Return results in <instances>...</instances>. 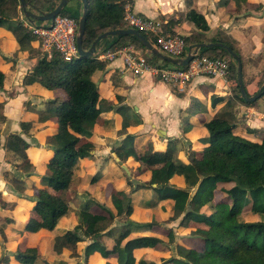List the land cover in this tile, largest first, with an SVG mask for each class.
<instances>
[{
	"label": "trees",
	"instance_id": "obj_1",
	"mask_svg": "<svg viewBox=\"0 0 264 264\" xmlns=\"http://www.w3.org/2000/svg\"><path fill=\"white\" fill-rule=\"evenodd\" d=\"M25 1L30 3L37 12H43V6L40 5L39 0ZM129 1L87 0L83 49H89L94 40L106 31L127 28L123 22V15L124 6ZM229 1L231 0H220V3L225 5ZM232 1L244 3L246 0ZM46 2L49 3L47 11L50 12L60 0H46ZM18 4V0H0V28L10 32L19 51L27 52L29 58L35 60L31 72L24 77V85L38 83L46 90H59L65 94L63 101L58 98L50 100L46 102L44 110L37 112L39 121L55 118L58 132L56 136L48 137L46 140V143L50 145L52 157L46 167V174L41 177L42 188L36 190L37 194L29 209L28 219L22 226V231L36 233L40 230L52 231L58 219L67 214L68 202L61 192L67 190L72 182L73 168L78 159L87 157L93 150V145L89 143L79 144L82 138L91 136L99 115L104 110H115L120 113L123 121L119 134L125 133L130 121L122 108H113L110 103L100 99L97 86L84 80L96 70H101L104 64L95 58L79 59L71 63L64 62L57 55L51 60L43 58L38 52L39 49L31 46L35 37L17 16ZM60 14L78 23L82 15L81 0H69ZM184 19L191 22L198 30L189 37H183L185 45L190 47L205 43L203 33L208 31L209 26L204 16L189 10ZM164 30V34H176L170 30ZM140 33L153 44L152 35ZM102 42L105 49L111 51L130 45L139 50H146L134 36H110ZM208 43L226 45L240 57L236 48L223 39L219 32ZM199 54L212 59L223 57L229 59H226L228 61L227 79L233 81L235 85L233 97L227 98L223 106L205 123L208 137L203 140L207 143L203 151L199 153L191 151L188 155V164L176 158L175 142L177 140L169 139L163 151L155 150L148 144L143 153L138 154L131 144L125 143L117 147L114 152L121 160L131 157L139 162L142 167L150 171L153 181L167 182L169 171L173 168L178 174L185 175L190 184L196 187L191 197L188 192L167 184L152 188L162 199H181L187 202L188 210L182 222L195 224L196 228L191 235L199 238L200 246L197 249L176 246L177 256L182 262L186 264H264V221L240 219L242 213L264 214V140L256 143L236 134L239 122L235 113L236 103L252 105L253 102H246L241 97L237 85V62L225 49L201 48ZM149 55L148 61L153 66L159 68L174 66L157 59L150 53ZM4 78V73L0 71V90L4 87ZM262 86L263 84L259 83V89ZM215 102L216 98L212 96L211 104L215 105ZM136 122H139L138 118ZM20 126L27 131L30 123L23 122ZM5 147L13 155L23 158V163L16 165V169H22L26 173L33 171L34 167L25 153L29 145L24 139L17 134L9 135L6 138ZM218 182L231 186L219 188L223 199L213 202L212 188L215 189ZM133 186L131 191L118 192L114 196L115 200L120 199L124 204L123 210L116 215L124 216V227H126L122 233L124 237H128L133 229L149 228L156 224L154 222L138 223L129 218L133 211L131 194L145 187L142 184ZM0 206L12 208L14 203L0 201ZM106 212L107 215L92 214L88 209H83L80 224L53 239V251L61 253L66 249L70 251L72 257H78L77 245L89 239L91 243L85 248V257L97 252L104 258L112 254L116 255L117 264H178L172 257L163 259L160 263L141 259L136 261L133 255L134 249L143 246L159 247L162 241L157 237L129 239L123 245L114 244L111 250H108L103 244L102 237L111 234L109 228L115 217L110 211ZM2 221L9 223L12 219L4 218ZM2 238H4L3 234ZM38 257L37 249L31 247L17 250L14 258L20 264H33ZM0 264H8V259L4 257L0 260Z\"/></svg>",
	"mask_w": 264,
	"mask_h": 264
},
{
	"label": "crops",
	"instance_id": "obj_2",
	"mask_svg": "<svg viewBox=\"0 0 264 264\" xmlns=\"http://www.w3.org/2000/svg\"><path fill=\"white\" fill-rule=\"evenodd\" d=\"M250 5H257L258 7H251ZM126 7H128L134 14L153 22L156 27L163 32L165 31L164 29H167L182 37H189L198 31L191 22L184 19L185 14L189 10L196 11L204 16L209 26L208 31L203 33L205 43H208V41L214 38L219 32L222 38L232 44L238 51L242 64L243 83L247 94L250 96L256 94L259 90V83L264 82V0H246L244 3L242 1L235 2L231 0L225 5L221 4L220 0H130L125 4L124 9ZM0 33H3L0 34V55H5L4 51L6 50V47L12 44L16 46L15 49L20 53V58H23L20 60V66L17 67V65H15L13 68V65H10L8 68V70L17 75L20 73L19 78L20 84L23 85V94L16 95L14 98L7 97L6 94H8L7 92L9 89L5 78L4 87L0 90V104H2V107H0V127L2 128L0 129H5V127L9 129V131L5 133L3 130L2 132L0 131V155H2L1 157L7 156L5 159L6 161L8 155H13L10 151H7L5 142L7 136L17 134L28 143L29 147L25 153L34 167L33 171H30L29 173H26L22 169H16V165L22 164L24 161L23 158L20 157V163L14 164V171H16L17 176H19L20 184L18 185L16 181H8L14 187L20 186L19 196L11 195L12 197L6 200L0 199V201L3 202L14 203L12 208H2L0 206V240L5 247L11 242L16 243L15 250L11 253L4 254L0 260L6 257L8 259V264H20L14 258L17 250L34 247L37 249L39 257L33 264L37 263V261H42V263L47 264V259L51 262H54L55 259H60L66 264H117V256L113 254L104 258L99 253L94 252L88 257H85V248L91 243V240L89 239H86L77 245V250L79 252L78 257H72L70 251L66 249L61 253L53 251V239L56 236L63 235L67 231L73 230L74 224L65 220L68 218L67 215L69 211L66 215L58 219L57 225L52 231L40 230L36 233L22 231V226L28 219L29 209L33 205V201L36 197V190L42 188L41 177L46 174V167L52 157V151L49 144L46 143V140L48 137L53 138L58 132V125L55 118H50L46 121H39L37 112L44 110L46 102L50 100L58 98L60 101H63L65 99V94L59 90H46L38 83L24 85V77L27 73L31 72L35 60L30 59L27 52H21L18 50V45L10 32L4 28H0ZM102 41L97 44L92 58L99 60L104 64V67L101 70H96L90 77H87L85 81L97 86L100 99L110 103L113 108H122L123 113L127 115L130 124L126 127L124 134H119V131L122 128L123 116L115 110H104L96 120L91 136L88 137V139L82 138L87 139L88 141L85 143L93 145L94 150H92V153L90 152V155L87 157L78 159L76 165L79 161L83 162L84 160H89V166H83V169H85L84 172H86V175L91 177L92 180H94L93 177L95 172H97L100 165H102L103 159L102 157L101 159L98 158L96 154L108 155L113 153L115 156L113 160L116 162L130 163L142 167L139 162H136L131 157L126 160H121L117 157L114 150L126 143L131 144L138 154L143 153L144 148L148 144L152 145L155 150L163 151L165 150L169 139L177 140L175 142L176 158L180 162L188 164V155L191 151L199 153L207 146V143L203 141L208 137L205 123H207L223 106L227 98L233 97L235 89L233 81L228 79L225 81L219 77L198 76L186 85H171L162 82L161 80L158 81V79H155L156 76L149 72H145L140 76H135L131 70L124 67L121 55H118L114 60L102 61L98 59V54L101 52L111 51L105 49ZM32 45L38 48L37 42L33 41L31 43V46ZM193 47L194 45L187 49L191 51L194 49ZM128 48L136 49L131 45L123 49ZM136 51L140 53L139 49H136ZM146 51L147 50H145V52ZM7 58L6 61L11 59V57ZM6 61L0 56V71L4 73V77L7 70L4 64L8 63V61ZM172 67L174 66L163 68ZM31 89L36 90L31 91ZM18 91H20L19 88ZM26 91H31L34 94L33 98L40 101V105H43L44 108L39 109L36 107L33 108L32 111H27L22 105L19 108L17 104L14 105L13 103L15 101H24V97L27 96ZM14 95L15 94H13V96ZM212 96L216 98L215 105L211 104ZM131 103L134 104L131 105ZM12 105H14L15 108ZM235 113L236 118L239 121L236 134L252 142L261 143L264 140V94L254 101L252 105H244L237 102ZM137 118L139 119V122H136ZM108 119H112L114 124H120V127L116 129V132L111 136L119 138V141L111 150L112 153H110L109 150L105 149L102 151L99 148L102 141L105 142L107 138V134L103 133L105 127L102 128V126L106 124ZM16 120L20 121V124L23 122H29L30 128L27 131H24L19 123L17 126L13 125ZM9 122L13 123L10 128L7 125ZM16 127L17 129H20L14 131ZM34 127L39 128L34 131V134H32L31 131ZM29 137L33 138L34 144L27 139ZM42 144L48 146L44 148ZM138 147L140 148L138 149ZM108 162V166L112 167L114 162ZM76 165L73 168L74 178L76 176ZM142 168L143 170L148 171L149 177L151 178L150 171L144 167ZM10 169L12 168L10 167ZM172 170L174 169L172 168ZM106 172L105 170L102 172V177ZM27 182L30 183L29 186ZM222 186L230 187L231 185L218 182L213 192V202L223 199V195L219 191V188ZM173 187L180 189L176 186ZM104 188L106 190L102 191L101 188L96 196V201L104 204H107L108 202L112 203L111 198H113L112 196L116 193L127 191V189H120L115 192V189L110 185L108 186V184ZM195 190L196 187L194 188L193 193L189 195L190 197L194 194ZM93 191L95 193V189ZM65 193H67V190L61 192V195L68 202L67 197L64 196ZM136 197L137 193L135 191L131 194L133 211L129 218L138 223L151 222L146 219L147 217L145 214L140 215L136 212ZM113 200L115 199L113 198ZM150 202L151 201L147 203ZM85 208L92 214L107 215V210L103 211L102 209H98L94 204H85L83 209ZM251 213L253 212L242 213L240 217L251 215L252 217L249 218L250 220L244 221L260 220L259 218L257 219L258 215H252ZM4 218L12 219V221L6 223L5 221H2ZM62 219H64V222H62ZM182 219L181 223H183ZM155 223L156 224L153 227L131 230L128 237L130 235L134 236L127 240L137 237H156L148 234L151 231H157L160 229L159 223L156 221ZM124 225L116 224L111 226L109 228L110 232L114 227V231L116 229L122 230L123 233L126 229ZM182 226L189 230L188 234L190 237L177 241L174 244L173 252L175 251V253L176 246H182L189 249H197L200 246L199 238L191 235V232L196 228L195 224H193V222L185 221ZM113 233L111 232L110 235H104L102 241L104 237H106V239H111ZM2 234L4 235V238H2ZM159 239L162 241V244H160L159 247H151V249L147 250L145 246H143L144 248L140 247L134 249L133 255L136 261L141 259L160 263L161 260L171 257L176 260L177 258L181 260L177 255L174 257V255H172V248L164 244L161 238ZM105 242L103 241L105 247H107L108 250H111L114 244L107 245V242ZM80 245H82L81 248H79ZM143 251H147L149 254H144Z\"/></svg>",
	"mask_w": 264,
	"mask_h": 264
},
{
	"label": "rangeland",
	"instance_id": "obj_3",
	"mask_svg": "<svg viewBox=\"0 0 264 264\" xmlns=\"http://www.w3.org/2000/svg\"><path fill=\"white\" fill-rule=\"evenodd\" d=\"M40 5L43 6V12H49L47 11L49 8V3L46 2V0H39ZM31 11H33L34 13H37L36 10H34L33 8H31ZM17 16L18 18L23 21V23L27 26L29 24L28 19H26L21 11L20 8V3L17 6ZM49 22V21H48ZM3 34V33H0ZM33 48L36 49V47L34 45H32ZM16 46L14 45H8L6 47L5 55H0L4 61H6L7 57H11V59H9L8 63H5L4 66L6 67V75H5V79L7 80V84H8V89L9 91L7 92L8 94H6L7 97L9 98H14L16 95H21L23 94L22 91V86L20 84V73L17 75L16 73L11 72L10 70H8L10 65H13V68L15 65L20 66V60L23 58H20V53H18L15 49ZM123 49V48H122ZM136 50V49H134ZM140 53L145 57V58H150L149 52L145 50H139ZM39 52V51H38ZM40 53V52H39ZM41 54V53H40ZM25 57V56H24ZM225 57H223L222 59H224ZM8 59V58H7ZM26 59V58H25ZM227 59V58H225ZM228 60V59H227ZM6 61V62H7ZM12 68V67H11ZM12 68V69H13ZM15 71V70H14ZM28 71V70H27ZM20 72V69H19ZM155 78V77H154ZM86 79V78H85ZM84 79V80H85ZM155 79H158V81H160V79L158 77H156ZM263 82V81H262ZM264 84V82L262 83ZM21 85V86H20ZM18 88L20 91H18ZM36 89H31V91H35ZM31 91H26L27 96L24 97V101L22 100V102L19 101H15L13 104H17L18 108L22 106H24L27 111H32L33 108H44L43 105H40V101H37L36 99L33 98L34 94ZM13 94H15L13 96ZM17 102V103H16ZM41 102L43 103V101L41 100ZM134 102V101H133ZM44 104V103H43ZM134 103H131V105H133ZM136 104V103H135ZM12 105L14 108L15 106ZM130 108V106H129ZM132 108V107H131ZM20 121L16 120L15 123H11L9 122L7 125L9 126V128L11 127V125H19ZM103 133L107 134L106 135V140L105 142L102 141L101 145H99L100 150L104 151L109 150L110 153L112 148L114 147V145L117 144V142L119 141V138H114L111 137L114 132H116V129H118L120 127L119 123L114 124L112 119H108L106 121V124H104L102 126V128H104ZM2 128V127H0ZM39 127H34V129L31 131L32 134H34V131L38 130ZM20 128L14 129V131H18ZM5 133L7 131H9L8 128L5 127V129H0V131ZM13 132V131H11ZM31 141L32 144H34V140L33 138L29 137L27 138ZM88 139V138H87ZM87 139H82V141L80 142L79 145L84 144L85 142H87ZM43 145V144H42ZM44 146V145H43ZM48 146V145H46ZM44 146V148L46 147ZM50 146V145H49ZM140 147H138L139 149ZM94 150V147H93ZM97 151V149H96ZM92 153V152H91ZM90 155V154H89ZM96 154V156H98V158L102 159V165H100V167L98 168L97 172H95L94 175V180H92L91 177H88L86 174V172H84L85 169H83V166H89L88 165V161L84 160L79 161V163L76 165L77 168L75 170V178L73 177V181L72 183L69 185L68 189H67V193H65V197H67L68 199V205H69V212H68V218L65 219L67 221H70L71 224L73 225V229L75 226H77L78 224H80L81 222V211L84 208V205H92L94 204V206H96L98 209H102L107 210L112 212L114 215V222L112 224V226L114 225H119L122 224V226L125 224V219L124 216H116L119 212H121L124 208V204L122 202V200L117 199V201L113 200L114 196L113 195L111 198L112 199V203H99L97 200V195L100 192L101 188L102 191H105L106 189L104 188L105 186H112V188H114L115 192L119 191L120 189L124 190L127 189V191H123V192H129L131 191L132 188H134V184H142L145 187L135 190L137 193V197L135 199L136 201V212H138V214L146 215V219H148L151 222H158L160 225V229L157 231H151L148 234L159 237L163 240L164 244H166L167 246L172 248V252L174 250V244L177 241H180L182 239L185 238H189V230L184 228L182 225L183 223H181V219L183 217V215L185 214V212L188 210V206H187V202L181 199L178 200H174V199H162L159 194H157L156 192L153 191L152 187H158V185L161 184H167V185H173L176 187H179L180 189L186 191L189 193V195H191V193H193L194 191V186H192L189 182V180L186 179L185 175H181L178 174L176 171L174 170H170L169 171V175H168V181L167 182H163L161 180H152L149 177V173L146 170H143L142 167H138L134 164H127V163H122L119 161H114L113 159L115 158L114 154ZM2 155H0V199H8L11 198V195L14 196H19L20 193V186L18 187H14L12 186L8 181L12 180V181H16V183H18V185L20 184V179L19 176H17V172L14 171L15 163H20V157L14 156V155H8V159L7 161L5 160L7 158V156L5 157H1ZM108 161H113V165L108 166L109 162ZM10 167L13 169H10ZM108 168V171H107ZM127 168V170H126ZM105 170V175L102 172H104ZM188 178V177H187ZM92 180V181H91ZM174 183V184H173ZM28 186L30 185L29 182H27ZM101 187V188H100ZM95 189V193L94 190ZM129 190V191H128ZM134 191V192H135ZM214 192V188H212V195ZM94 193V194H93ZM93 194V195H92ZM100 198V197H98ZM213 198V197H212ZM151 201L150 203H147ZM252 215H258L257 219L259 218L260 220L264 221V214L260 215V214H255V213H251ZM249 216V217H248ZM252 217L251 215H245V216H241L240 219L241 220H250L249 218ZM62 222H64V219H62ZM114 227L113 230L111 231L113 233V237H111V239L104 237L103 241L105 242L106 240V244L107 245H111V244H123L124 242H126V240L128 238H132L134 235H130L129 237H124L122 235V230H115L114 231ZM82 245L79 246V248H81ZM16 248V243L11 242L9 243V245L7 247H5L3 245V243L0 240V258H2V256L6 253H11L15 250ZM144 248V247H143ZM145 248L151 249V247L149 246H145ZM3 250V252H2ZM144 254H149L147 251H143ZM171 252V253H172ZM172 255H174V257H176L175 255H177L175 253V251L172 253ZM178 264H186L184 262H182L181 260H179L177 258ZM47 264H66L64 263L62 260L60 259H55L54 262H51L50 260H46ZM35 264H44L42 263V261H37V263ZM79 264V263H78Z\"/></svg>",
	"mask_w": 264,
	"mask_h": 264
},
{
	"label": "built area",
	"instance_id": "obj_4",
	"mask_svg": "<svg viewBox=\"0 0 264 264\" xmlns=\"http://www.w3.org/2000/svg\"><path fill=\"white\" fill-rule=\"evenodd\" d=\"M123 22L127 28L152 35L153 46L171 58L183 59L188 53L194 52V49L191 51L187 49L182 36L164 34L153 22L134 14L128 7L124 9ZM27 27L35 37L43 58L51 60L57 55L66 63L79 60L76 47L78 23L74 19L59 14L46 24L30 21ZM118 55L122 56L124 67L131 70L135 76L149 72L171 85H186L198 76L219 77L227 81L228 61L225 58L212 59L201 56L198 51L193 53V59L186 66L172 68L153 66L148 59L132 48L116 52L104 51L98 54V59L114 60Z\"/></svg>",
	"mask_w": 264,
	"mask_h": 264
},
{
	"label": "water",
	"instance_id": "obj_5",
	"mask_svg": "<svg viewBox=\"0 0 264 264\" xmlns=\"http://www.w3.org/2000/svg\"><path fill=\"white\" fill-rule=\"evenodd\" d=\"M18 1L20 3V8L23 12L24 17L30 21H37V22L52 21L57 15H59L62 12L63 8L69 2V0H60L58 5L52 11L34 13L30 10L31 8H33L30 3L26 2L25 0H18ZM87 3H88L87 0H81L82 15L78 21V30H77V36H76V47H77V53H78L80 60H86V59L92 58L93 54L95 53L97 44L100 41H102V40H104L110 36H118V37L134 36L141 42V44L144 46V48H146V50L152 56L156 57L159 60L168 62L171 65L180 66V67L186 66L193 59V53L200 50L201 48L221 47V48L225 49L231 55V57L234 58L237 62V85L239 87L241 97L246 102H254L262 96V93L264 92V84L256 94H254L252 96H248L246 94V90H245L243 78H242L241 59L228 46L223 45L221 43H202V44L195 45L193 47L194 52L188 53L187 56L183 59H175V58H171V57L161 53L138 30L132 29V28H124V29L106 31V32L102 33L98 38H96L94 40V42L92 43V45L90 46L89 49H87V50L83 49L82 40H83V36H84V32H85Z\"/></svg>",
	"mask_w": 264,
	"mask_h": 264
}]
</instances>
